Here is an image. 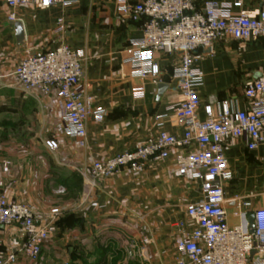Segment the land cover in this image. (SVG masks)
<instances>
[{
	"label": "crops",
	"instance_id": "obj_1",
	"mask_svg": "<svg viewBox=\"0 0 264 264\" xmlns=\"http://www.w3.org/2000/svg\"><path fill=\"white\" fill-rule=\"evenodd\" d=\"M122 1L76 0L68 6L10 9L0 0V75L32 50L68 45L85 53L80 85L93 99V108L103 110L100 119L88 117L87 135L80 139L59 131L65 123L57 97L25 93L10 86L9 79H0V192L36 213L59 211L38 259L20 256L14 264H179L177 241L197 226L187 205L203 196L201 180L178 174L172 158L177 148L169 158L147 161L142 172L123 169L95 184L82 173L90 172L94 160L134 150L159 130L184 134V124L171 109L182 99L173 77L178 57L156 54L161 82L135 77L127 60L131 40L142 36L141 22L119 13ZM205 1L224 4L235 13L264 7V0H194L200 9ZM12 11L23 25L20 46L9 19ZM200 55L196 65L204 79L199 118L205 119L206 106L217 114L224 101L246 110L245 89L264 69V38L237 40L222 34ZM160 84L167 85L162 93ZM48 140L58 147L49 148ZM247 141L225 140L233 172L224 185L231 225H251L254 210L264 208V141L254 149ZM0 235L5 250L25 238L15 225L2 228Z\"/></svg>",
	"mask_w": 264,
	"mask_h": 264
},
{
	"label": "built area",
	"instance_id": "obj_2",
	"mask_svg": "<svg viewBox=\"0 0 264 264\" xmlns=\"http://www.w3.org/2000/svg\"><path fill=\"white\" fill-rule=\"evenodd\" d=\"M74 1L5 0L10 9L68 6ZM118 11L128 20L141 22L142 36L131 40L127 60L135 77H151L155 83L161 82L156 54L178 57L173 77L178 80L182 99L171 109L184 124V134L177 136L159 130L134 150L94 160L90 172H82L83 175L95 184L98 179H109L123 169L142 172L147 161L169 158L171 149L177 148L172 158L178 174L200 179L203 192L199 200L187 205V214L196 220L197 226L177 241L179 264H264V208L254 210L252 228L248 221L231 225L224 206V185L233 177L225 153L226 138L248 137L249 149L264 141V69L245 89L249 101L246 110L233 109L224 101L217 114L206 106V117L201 119L199 89L204 77L196 65L201 49L212 48L222 34L237 40L264 38V7L253 13H235L213 1H205L200 9L194 0H123ZM9 19H17L14 11L9 13ZM62 22V18L58 19V23ZM85 60L84 52L65 44L52 50H32L10 71L1 74L0 79H9L10 86L25 93L37 91L57 97L65 123L59 131L83 139L87 135L88 117L94 114L100 119L103 114V110L93 108V99L80 85ZM47 145L51 149L58 147L55 140H48ZM192 146L196 148L183 151ZM58 213V209L47 215L36 213L30 206L10 200L0 192V232L15 225L25 236L21 245L5 250L0 235V264H14L20 256L38 259Z\"/></svg>",
	"mask_w": 264,
	"mask_h": 264
},
{
	"label": "water",
	"instance_id": "obj_3",
	"mask_svg": "<svg viewBox=\"0 0 264 264\" xmlns=\"http://www.w3.org/2000/svg\"><path fill=\"white\" fill-rule=\"evenodd\" d=\"M11 21V24H13L15 26V29H16V37H17V44L18 46L22 45L25 41V34H24V30H23V25H22V22L18 21V20H10ZM166 84H160L159 85V89H160V92L162 93L165 88H166ZM253 215L251 216L250 218V221H251V227L253 228Z\"/></svg>",
	"mask_w": 264,
	"mask_h": 264
}]
</instances>
